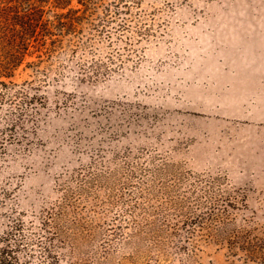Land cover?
I'll use <instances>...</instances> for the list:
<instances>
[{
  "label": "rangeland",
  "instance_id": "obj_1",
  "mask_svg": "<svg viewBox=\"0 0 264 264\" xmlns=\"http://www.w3.org/2000/svg\"><path fill=\"white\" fill-rule=\"evenodd\" d=\"M142 12L154 36L139 64L106 80L49 86L39 126L0 149V248L17 242L19 264H38L42 246L28 221L57 210L62 182L77 186L71 176L92 165L103 176L70 210L80 237L63 250L67 260L252 264L205 240L185 256L159 254L158 263L146 242L109 236L162 224L142 183V165L152 162L225 176L247 196L239 222L264 234V0H145Z\"/></svg>",
  "mask_w": 264,
  "mask_h": 264
},
{
  "label": "trees",
  "instance_id": "obj_2",
  "mask_svg": "<svg viewBox=\"0 0 264 264\" xmlns=\"http://www.w3.org/2000/svg\"><path fill=\"white\" fill-rule=\"evenodd\" d=\"M144 1L0 0V149L21 144L39 126L49 86L67 78L106 80L123 73L129 62H141L146 43L154 36L142 12ZM18 73L29 78L17 84ZM96 167L74 173L75 187L63 181L65 195L54 206L57 210H43L36 220L28 221L42 231L38 264H79L63 254L67 245L77 247L80 237L75 231L80 228L79 216L70 210H78L81 196L102 178ZM141 171L142 183L158 202L151 210H161L157 220L162 224L138 229L129 237L124 230H109V236L146 242L149 251L157 252L158 263L159 254L173 249V254L185 256L205 240L246 262L264 264V234L239 222L242 210L236 209L241 203L246 208L247 196L239 194L225 176L174 171L155 162L143 164ZM18 249L17 242L0 248V264H19ZM34 255L30 251L28 260Z\"/></svg>",
  "mask_w": 264,
  "mask_h": 264
}]
</instances>
